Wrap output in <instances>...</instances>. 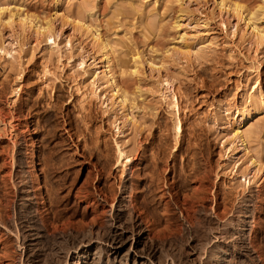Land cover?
<instances>
[{
	"label": "rangeland",
	"instance_id": "rangeland-1",
	"mask_svg": "<svg viewBox=\"0 0 264 264\" xmlns=\"http://www.w3.org/2000/svg\"><path fill=\"white\" fill-rule=\"evenodd\" d=\"M263 2L0 0V213L20 234L32 221L50 226L32 246L0 228V264L50 263L56 239L67 246L50 222L89 223V194L111 223L99 190L114 186L119 200L135 182L156 242L179 264H191L205 215H221L225 236L254 197L264 261Z\"/></svg>",
	"mask_w": 264,
	"mask_h": 264
},
{
	"label": "bare ground",
	"instance_id": "bare-ground-1",
	"mask_svg": "<svg viewBox=\"0 0 264 264\" xmlns=\"http://www.w3.org/2000/svg\"><path fill=\"white\" fill-rule=\"evenodd\" d=\"M236 7H237L236 9L238 10L239 5H236ZM262 7H260L258 10H260ZM95 35L96 38L99 39V35L98 36L97 34ZM106 43L108 42H104V43L101 42L99 47H101L102 51H105L107 49ZM140 69L141 68L139 65V59L136 58L133 74L134 75L139 74L141 72ZM116 94L119 95L118 98L121 99L120 102L126 101L127 95L125 91L120 92V90H118ZM243 122H241V124L239 125L240 128ZM240 128L235 132L234 140L238 143L243 144L244 134L242 131H240L241 130ZM180 130L181 127L180 125H178V132H180ZM119 157L120 158L123 157L122 152H119ZM93 168L95 169L94 171H96V175H95L96 179L97 178L100 179L102 175V171L99 170L95 165H93ZM203 179H205V177ZM26 182L27 181L24 178L22 180L23 185ZM121 184L122 183L118 184L119 187L121 186ZM130 184H131L130 187L131 192L129 193L130 195H128L129 197H126V195H124L127 193L125 192L127 190V186L123 184L122 185L123 195L120 196L119 200L117 199L118 195L116 196L114 186H111L109 188L110 190L109 196L105 192H102V190H99L100 193H102L104 196L103 202H105V204H108L109 201L112 202V204H110L111 205L110 213H112V211L114 212L112 213L113 216H110L111 223H107V224L105 223L107 211L104 210L103 204L94 200L95 202L90 207L91 197L89 194L84 196V201L88 203L87 208H90L89 210L91 211L93 216V218L89 223L85 221L73 223L70 221V219L67 222H62V221L50 222L51 227L53 228L52 230L55 233H58L60 240H62V242L65 241L67 243V246L66 247L61 246L60 241L59 243H56V241H58L56 239L55 244H53V247L49 253L51 257L48 256L50 259L51 258L52 259L50 263L48 262L47 263L48 264H179L177 262V258L175 259V257H173L169 252H165L162 249V247L156 242V240L158 239L157 237L160 235H157V228L155 226V223L148 215L149 213L147 214L144 211V209L140 208L138 205V198L139 196L142 195L140 194L139 191L140 190L139 185H137L136 182ZM207 190H208L207 184L201 180L199 182V187L197 188L196 193L193 195V199H192L193 208L195 207L196 204H199L200 202L202 204V202L203 203L205 202L203 196H206ZM22 193L24 195L21 197L20 200L21 201V203L19 204L20 208L28 209L35 203L33 202L32 198L30 199V195H25L29 193L25 187L22 188ZM37 194L38 196L35 193L37 199L38 197H40L42 200L44 199L42 192H39ZM116 200L118 201L116 202ZM254 202L255 199L252 196L251 198L246 200V203L247 204L249 203V206L246 208H242L243 210L240 211V213L242 214L241 216L242 218L238 220V224H236L237 228L239 227V229H235L233 230V232H228L227 230L228 233H226L225 236L223 235L222 226H220L218 222L215 221L220 219L221 215L219 213L217 214L215 213L214 215L215 217L213 218L210 214H208L207 216L205 215V220H206L205 226L202 229L203 239L197 243L195 248L192 249V254H191L192 259L190 263L191 264H262V263L264 264V261H262V257L260 255L262 254V248L261 246L260 247L256 246L257 236L255 235V231H256V227L258 226L257 219L255 218L256 217L255 213H253V211L250 210V204H253ZM0 203H3V201L0 200ZM116 203L117 205L116 208L114 209ZM218 207L219 209L224 207V210L221 211L222 212L221 214L223 216L227 212L229 205L227 203L218 204ZM47 221L45 219L41 220V224H43L42 226L45 229H47V226H49L47 224L48 223ZM34 222L36 221L27 223L28 226H26L27 224L23 226L22 232L20 234V231L16 226L15 229H11L5 224L4 218L0 213V228H2L8 234L10 233L12 234L16 232L17 240L19 241L21 237L23 245H25L26 243H30L29 246L36 245L39 243V240L46 237L45 229H42L40 225L36 228L34 226L35 224ZM248 226L250 227L251 230H248L247 228ZM44 240H42L41 242H43ZM31 258H32L31 255L27 256L28 260H30Z\"/></svg>",
	"mask_w": 264,
	"mask_h": 264
}]
</instances>
